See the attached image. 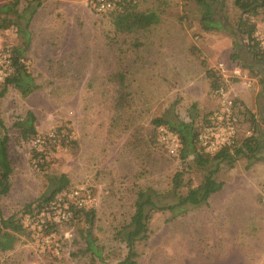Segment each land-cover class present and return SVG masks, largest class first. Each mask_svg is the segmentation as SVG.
Returning a JSON list of instances; mask_svg holds the SVG:
<instances>
[{
	"label": "rangeland",
	"instance_id": "obj_1",
	"mask_svg": "<svg viewBox=\"0 0 264 264\" xmlns=\"http://www.w3.org/2000/svg\"><path fill=\"white\" fill-rule=\"evenodd\" d=\"M11 1L0 0V6ZM136 1L140 11L156 12L160 23L130 35H115L108 11H98L94 0H43L32 17L25 64L38 89L23 98L9 87L0 99L5 126L0 141L8 137L6 158L0 156V216L21 217L25 205L46 190L48 177L64 175L68 185L57 196L58 205L54 201L39 215L33 216L34 211L22 217L31 236L0 252V264H91L81 254L83 223L69 221L70 214L62 220L58 214L68 210L74 190L82 197L90 195L85 208L95 210L93 235L103 247L104 262L123 260L126 248L114 235L129 223L137 192L151 189L161 205L172 206L177 202L172 191L177 171L183 172L186 186L178 191L183 196L213 169L195 167L191 157L182 163L154 142L156 119L188 121L189 115L216 109L206 69L226 81L230 95L255 119L264 117V63L253 62L246 51L234 0H223L217 16L222 28L209 32L201 29L190 0ZM25 5L26 0H19V11ZM252 21L264 49V13ZM19 43L15 29L0 31L3 77L7 50ZM232 53L239 55L236 62L230 60ZM235 66L242 70V79L233 76ZM118 73L130 94L121 109L115 106L121 87L110 79ZM244 77L249 86L242 84ZM29 111L40 135L57 128L70 133L64 145L46 146L42 170L34 165L42 160H32L34 143H25L14 127ZM249 129V122H243L240 137ZM259 156L263 159L239 157L232 167L221 165L215 178L222 189L207 205L153 214L148 239L136 244V264H264V149ZM5 170L9 174L4 185ZM53 223L58 225L55 232L43 235L42 227Z\"/></svg>",
	"mask_w": 264,
	"mask_h": 264
},
{
	"label": "trees",
	"instance_id": "obj_2",
	"mask_svg": "<svg viewBox=\"0 0 264 264\" xmlns=\"http://www.w3.org/2000/svg\"><path fill=\"white\" fill-rule=\"evenodd\" d=\"M190 1L197 7L199 24L202 30L209 32L218 31L222 28L221 21L217 16L220 13L219 10L223 5V0ZM42 3L43 0H26V5L21 11L18 9L19 0H13L0 6V31L13 28L20 38L19 45L10 47L7 50L11 72L0 82V99L7 93L9 87L15 89L23 98L28 97L38 89V85L28 71L25 62L30 45V22ZM233 4L240 12L236 27L243 38L246 51L253 62L264 63V49L256 37L257 29L255 23L252 21L253 17L264 13V0H234ZM107 14L115 35L135 34L160 23V17L156 12L140 11L136 0H118L115 2L114 8L108 11ZM238 59L239 55L237 53L230 55L232 62H236ZM205 76L209 80V86L211 91H213V95H215V91L220 87L227 90L226 81L216 71L206 69ZM110 79L121 87L117 91L115 100L116 108L121 109L124 105L128 104V98L130 97L128 87L123 83L125 80L124 75L118 73L112 75ZM260 82L262 83V81ZM233 101L234 107L237 108L238 130H240L243 122L248 121L250 133L241 138V132L238 131L237 141L234 146L224 147L214 153L205 152L199 147L197 141L199 131L207 123V116L213 111L199 117L189 115L188 121L156 119L153 122L155 126L154 142L165 152V148L158 142L157 128L161 125L166 126L180 138L182 146L178 157L175 158L184 163L188 157H191L195 167L201 169L213 167V169L208 170L203 181L197 187H188L187 193L183 196L178 193L179 188L186 186L183 182V172L177 171L172 179V191L177 198V202L172 206L161 205L159 203V195L151 189L139 190L134 203V212L129 223L121 227L114 235L116 240L124 244L127 251L123 260L117 264H136L138 257L135 248L136 244L148 239V224L153 214L164 211L178 214L186 212L188 208L207 205L210 196L222 189L223 183L217 181L215 178L221 165L232 167L239 157H246L248 160L263 159V157L259 156V151L264 149V117L260 121L255 119L253 113L245 109L240 99L234 98ZM35 121L34 114L29 111L23 119L14 123V127L18 130L19 135L25 143H34L32 160H42V162L37 161L34 164L42 170L47 165L44 160L46 146L55 147L64 145L65 141L69 140L70 133L67 131V134L64 135L61 129L57 128L49 134L40 135L36 131ZM0 131H5L1 117ZM7 139L8 137L5 134L0 141V156L2 158H6ZM38 147L43 148L44 151H38ZM8 174V170H5L2 174L4 185L7 182ZM67 185L68 179L64 175L48 177L46 190L34 202L25 205L21 211V217H18L17 214H12L7 218L0 216V252L11 251L21 238L30 237L31 231L22 223V217L26 215L32 216V212L34 211L36 213L33 216L39 215L42 210L51 206L52 202H56L57 196L67 188ZM63 205L61 203V206ZM66 206L68 207L67 211L71 215L69 221H78L84 225V229L80 231L84 241V250L81 251V254L88 256L91 264H96V261L110 264L104 262L102 255L103 247L97 244V240L93 235L95 210L93 208L78 207L73 203H68ZM57 226L53 223L42 227L43 235L53 234Z\"/></svg>",
	"mask_w": 264,
	"mask_h": 264
},
{
	"label": "built area",
	"instance_id": "obj_3",
	"mask_svg": "<svg viewBox=\"0 0 264 264\" xmlns=\"http://www.w3.org/2000/svg\"><path fill=\"white\" fill-rule=\"evenodd\" d=\"M117 1L118 0H94V6L98 11H111ZM4 64L5 77L7 75L6 70L8 71V74L11 72L10 61L7 55L5 56ZM219 68L223 78H226L223 65L220 64ZM232 74L234 77L242 79L243 72L240 68L236 66L233 67ZM4 77L3 74H0V80H3ZM242 84L249 86L250 80L244 77ZM215 97L217 98L218 107L207 116V123L197 135L199 147L208 153H214L224 147L234 146L239 131L237 108L234 107L233 101L234 97L223 87H220L215 91ZM157 135L158 142L165 148L167 155L170 157H177L182 146L179 136L163 125L157 128ZM262 192L264 194V186ZM69 196L72 199V203L78 207H85V204L90 201L89 194H85L82 197L77 190L71 191ZM56 202L54 205L59 204L58 202L56 204ZM58 214H60L59 217L64 220L70 213L66 210H62V212L58 211Z\"/></svg>",
	"mask_w": 264,
	"mask_h": 264
},
{
	"label": "crops",
	"instance_id": "obj_4",
	"mask_svg": "<svg viewBox=\"0 0 264 264\" xmlns=\"http://www.w3.org/2000/svg\"><path fill=\"white\" fill-rule=\"evenodd\" d=\"M244 100V99H243Z\"/></svg>",
	"mask_w": 264,
	"mask_h": 264
}]
</instances>
